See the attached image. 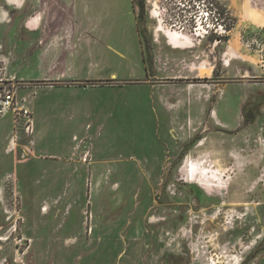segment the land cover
Returning <instances> with one entry per match:
<instances>
[{
    "label": "rangeland",
    "instance_id": "obj_1",
    "mask_svg": "<svg viewBox=\"0 0 264 264\" xmlns=\"http://www.w3.org/2000/svg\"><path fill=\"white\" fill-rule=\"evenodd\" d=\"M144 2L63 0L71 36L39 40L0 0L30 111L0 116V264H264V0ZM161 160L171 181L138 182Z\"/></svg>",
    "mask_w": 264,
    "mask_h": 264
},
{
    "label": "crops",
    "instance_id": "obj_2",
    "mask_svg": "<svg viewBox=\"0 0 264 264\" xmlns=\"http://www.w3.org/2000/svg\"><path fill=\"white\" fill-rule=\"evenodd\" d=\"M7 5L13 8V11H17L14 15V26L16 27L17 31H23L28 38H35V39H46V40H53V39H64L66 37L71 36V32L74 31L72 27L64 28L63 24L60 22L64 20V18L60 19V17L56 16L54 10L62 4L63 0H23V6L17 7L15 3H9V0H5ZM133 6V0H131ZM136 22V19H135ZM27 61L29 62L30 56L27 55ZM57 72H50L48 71L46 74L47 79L53 78V81L59 82L58 85H67L69 87L77 86V81H68L64 83L60 79H64L67 77L65 72L60 73V75L56 74ZM64 83V84H63ZM53 87V86H50ZM6 113L5 115H8ZM4 117V115L2 116ZM30 122V121H29ZM223 128H228V124L222 122ZM27 127V124H26ZM172 130V129H171ZM16 129L11 130L10 138H9V147H12L13 142V132ZM30 133V131H29ZM177 150L176 147L174 149H167V153H172L170 156H165V159H173L174 158V151ZM170 151V152H169ZM84 161V160H83ZM162 161L155 166V162L149 164V162L145 163L143 170H142V179L138 182L143 183H150V179H156L158 182H169L173 177V166L169 163L167 165H161ZM79 171H74L72 173H76L77 177L73 179L74 183H91V184H114V183H121V180H113L109 173L100 172L97 174V171L94 173L87 172L85 176L82 174L78 175ZM84 177V178H83ZM83 178V179H82Z\"/></svg>",
    "mask_w": 264,
    "mask_h": 264
},
{
    "label": "built area",
    "instance_id": "obj_3",
    "mask_svg": "<svg viewBox=\"0 0 264 264\" xmlns=\"http://www.w3.org/2000/svg\"><path fill=\"white\" fill-rule=\"evenodd\" d=\"M3 85H9L5 79L0 78V116L5 115L9 112L21 114L24 117L30 116V111L25 107L15 106V93L8 87H2ZM27 128L30 131V123H27Z\"/></svg>",
    "mask_w": 264,
    "mask_h": 264
},
{
    "label": "clouds",
    "instance_id": "obj_4",
    "mask_svg": "<svg viewBox=\"0 0 264 264\" xmlns=\"http://www.w3.org/2000/svg\"><path fill=\"white\" fill-rule=\"evenodd\" d=\"M9 3H15L17 7L23 6V0H9ZM0 15H2L3 20L8 19V13L6 11L0 10Z\"/></svg>",
    "mask_w": 264,
    "mask_h": 264
},
{
    "label": "trees",
    "instance_id": "obj_5",
    "mask_svg": "<svg viewBox=\"0 0 264 264\" xmlns=\"http://www.w3.org/2000/svg\"><path fill=\"white\" fill-rule=\"evenodd\" d=\"M138 4H139L140 10H141L140 17L144 18V16H145V2H144V0H139Z\"/></svg>",
    "mask_w": 264,
    "mask_h": 264
},
{
    "label": "flooded vegetation",
    "instance_id": "obj_6",
    "mask_svg": "<svg viewBox=\"0 0 264 264\" xmlns=\"http://www.w3.org/2000/svg\"><path fill=\"white\" fill-rule=\"evenodd\" d=\"M139 9H140V7H139Z\"/></svg>",
    "mask_w": 264,
    "mask_h": 264
}]
</instances>
